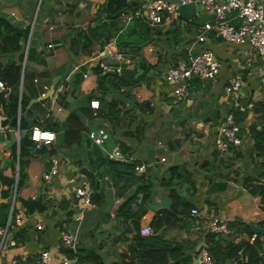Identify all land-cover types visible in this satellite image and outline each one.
<instances>
[{
  "label": "crops",
  "instance_id": "0c3cea01",
  "mask_svg": "<svg viewBox=\"0 0 264 264\" xmlns=\"http://www.w3.org/2000/svg\"><path fill=\"white\" fill-rule=\"evenodd\" d=\"M149 1L126 0L129 7L112 21L103 12L107 0H0V18L29 30L26 53L32 49L29 59H25L22 84L32 111L29 119L46 128L51 122L58 123L56 128L48 129L56 133L54 142L30 159L25 168L27 178L17 199V209L26 211L21 227L26 228L25 234L22 232L16 246L7 244L1 249L0 264L15 260L17 264H39L43 251L51 256L47 264H64L63 256L72 264H140L137 252L142 240L146 244L159 241L155 243L159 247L178 243L183 246L178 261L190 257L184 264H200L201 252L210 251L213 245L207 234L223 235L206 228L211 217L227 224L236 220L254 224L261 232H253L262 234L264 240V230L257 225L264 222V204L260 196L246 188L248 180L256 182L261 171L262 158L257 156L250 131L252 125L258 130L264 128V121L255 111L259 102L264 103V56L249 42L229 43L211 32L205 42L199 43L198 32L213 17L200 25L198 15L184 21L180 14H166L164 24L151 25L145 14ZM260 2L264 9V0ZM231 18L234 24L239 23L235 14ZM106 24L113 27L110 41H105L102 33L91 36V29L101 31ZM176 25L182 26V39L175 45L169 32ZM149 27L151 35L144 36ZM119 44H128V51H134L136 54H130L137 58L126 59L124 54L117 58ZM205 50H212L220 62L219 74L214 79L192 78L187 83L188 97L177 100L172 95L175 85L166 78L168 69L189 62ZM10 59L2 56L0 60L7 64ZM101 71H116L128 81L121 90L108 94V102L104 99L101 103L105 107L117 101L132 113L121 114L118 123L87 115ZM141 75V82L128 86ZM233 77L241 81V87L229 93L226 86ZM44 91L46 96H42ZM60 93L66 95L65 106L58 101ZM230 114L241 126L242 142L223 154L216 141L221 123ZM237 114H245V119L237 122ZM73 115L81 125L69 132ZM5 119L0 109V173L11 177L13 161L20 175L21 131L4 125ZM101 128L106 130L102 146L89 137L91 130ZM109 152L120 155L113 159L107 155ZM54 162L59 172L46 181L43 174ZM140 164L146 168L138 173L135 166ZM168 179L171 184L167 186ZM78 187L92 193L90 206L76 196ZM173 189L199 214L189 213V228L182 219L172 227L162 226L158 232L161 236L153 239L155 219L171 208ZM27 199L42 201L45 212L28 214L22 204ZM144 226H151L153 234L141 235ZM228 228L230 234L223 235L225 239L256 240H251L254 233L249 236ZM64 231L72 234V244L63 239ZM259 252L260 264H264V245ZM87 255H94L93 260L82 257ZM231 261L227 259L225 264Z\"/></svg>",
  "mask_w": 264,
  "mask_h": 264
},
{
  "label": "trees",
  "instance_id": "16d2710c",
  "mask_svg": "<svg viewBox=\"0 0 264 264\" xmlns=\"http://www.w3.org/2000/svg\"><path fill=\"white\" fill-rule=\"evenodd\" d=\"M128 7L129 5L127 4L126 0H107L103 8V12L105 13L106 18L115 21L124 14ZM106 26L107 27H103L101 31H99L98 28L91 29V36H101L102 33V38H104L105 41H110L111 37L113 36V27H111V29L108 27V24H106ZM147 29L148 30L144 33V36H147L148 34L151 35V27ZM181 29V25H176L174 31L169 32V35H171V40L173 43H175V45L178 44L182 39L180 33ZM28 37V29L23 30L19 27H16L7 18H0V59L2 56L12 57V59H10L7 64H3L0 60V81H3L6 88L9 90V92L0 91V109L3 111V114L6 117L4 125L17 128L19 129V131H21V139L18 146V156L20 163L18 190H20V188L25 184L27 178L25 168L27 167L30 159L48 150L47 144L38 146L36 142L31 138L33 127L29 125L28 119L32 111L31 107H29V99L26 98V96L22 92L23 78L25 74V62L29 59L32 49L29 48L28 54L26 53ZM119 46L121 47L119 50L121 54L135 53L134 51H128V44H119ZM125 48L126 50H124ZM138 52H140V50ZM102 72L103 71H101L99 75L98 88L90 98V102L93 99L99 100V109H94L90 105V113L88 112L89 108H86L87 115L89 116V118L100 116L104 119H107L110 123H118L121 120V114L126 116L132 113L127 110L124 104L122 107L119 106L117 101H112L105 107H101V103L103 105L102 101H104V99L108 102V94L112 90H121V87L124 84H127L128 81L124 76L119 75V73H117L116 71L104 72L103 74ZM142 78H144V75L136 77L134 81L128 84V86L141 82ZM58 101L61 106H65L66 95H62V93H60ZM111 108H113L112 111H110ZM25 111H27L26 117L23 116ZM255 111L259 113V118L264 121L263 102H259V104L255 108ZM19 114H21L20 123H18ZM244 119L245 114L236 115L237 122H241V120L243 121ZM33 123V126H39L43 129H54L58 126L57 122H51L48 126L49 128L41 126V124L39 122H36V120H33ZM79 125H81L79 119L75 115L71 116L69 123V132H72L74 127ZM81 131L79 133H81ZM114 131H116V126L113 128V132ZM250 132L252 138L254 139V148L256 150L257 156L262 158V163L260 164L261 171L259 173L258 180L256 182H254V180H248V182L246 183V188L252 195L260 196L262 203L264 204V128L258 130L256 125H252ZM67 143H69L68 139ZM49 152H54V150H50ZM16 157L17 146L12 154V158L14 160L16 159ZM13 162V170H15L16 162ZM122 164L126 166L125 162H122ZM165 182L168 186L171 184V179H168ZM14 184V175L8 177L5 176L2 172L0 173V185L8 187V189L4 188L1 191L0 195V226H4L8 220L11 211L9 198L11 196V189ZM170 196L172 197L173 204L169 210H166L162 214L157 215V218L155 219L156 225L155 227L153 226L154 234L151 236V238L153 239H157V237L159 238V236H161V234H158V232L164 225L172 227L176 221H180L183 219V221H185L186 228H189L191 226V222L189 221V213H192V210L194 209H192L191 203L186 200L177 189H173L170 193ZM22 204L26 208L28 214L42 213L46 210V205L38 199H27L22 201ZM257 225H259L260 228L264 230V222H260ZM228 226L237 233H247L249 236L254 233V230L247 222L236 220L228 223ZM24 229L26 228H20L16 233H14V237L17 243L20 241V236L23 233L25 234ZM209 236L212 239H209V242L210 244L211 242L213 244L212 248L209 249V252L213 256L215 264H225V261L227 259L235 260L236 258H240L243 256L249 259V264H260V260L262 259V257L260 256L259 251L262 250V247L264 245V240L261 238L262 234L258 233V238H256L253 243H250L249 241L235 242L234 238L231 239L228 237L229 239H231L228 240L225 239L223 235L212 233L207 234V237ZM142 241L143 243L139 251L137 252V258L140 264H184L185 262L188 263L189 259H191L190 257H186L187 259L185 258L181 261H178V259L183 256V246L179 245L178 243L176 245H168L167 243H164V245L159 247V245L155 246V243L159 241L151 240L147 244L145 243V240ZM223 243H225L226 245L224 246ZM82 257H88L93 260L94 255H87ZM82 257L81 259L83 260Z\"/></svg>",
  "mask_w": 264,
  "mask_h": 264
},
{
  "label": "built area",
  "instance_id": "2783aa9c",
  "mask_svg": "<svg viewBox=\"0 0 264 264\" xmlns=\"http://www.w3.org/2000/svg\"><path fill=\"white\" fill-rule=\"evenodd\" d=\"M200 3L203 10L213 16V20L207 21L202 25L198 32V42L202 43L208 39V33H213L214 37L229 43L240 44L249 42L261 55L264 56V9L260 0H151L145 4L146 19L151 25L164 24L165 15L169 14L172 17L179 15V10L182 5L188 3ZM235 14L239 20L238 24L232 22L231 15ZM117 58H122V55L116 52ZM221 64L216 59L212 50H205L199 55L193 57L189 62H180L168 69L166 73L167 81L170 85H175L173 95L177 100L183 101L188 95L189 91L187 83L192 78L197 77L201 79H214L220 72ZM78 69V67H76ZM121 68L117 71L120 72ZM187 81L185 84H183ZM241 87V81L238 78H231L226 86V91L229 93L237 92ZM6 86L3 81H0V90H5ZM47 89V88H46ZM46 91L42 96H46ZM90 105L94 109H99L100 102L98 99H93ZM242 110L244 108H241ZM234 114H230L228 118L221 123L219 127L220 139L218 146L221 149L240 145L242 139L240 137L241 126L234 121ZM21 114L18 116V123H20ZM34 136L38 137L34 139ZM89 137L96 143H101L105 140L106 130L101 128L99 131L89 132ZM31 138L38 146L43 144H51L56 139V133L52 130L43 129L39 126H33ZM219 148V149H220ZM227 150V151H228ZM221 151V150H220ZM224 151H221L223 153ZM119 153L110 154L111 158H118ZM146 165H136L135 169L138 173L145 170ZM57 162H54L50 171L43 174L46 181L50 180L54 174L59 172ZM15 184L11 189L10 200V214L4 226H0V251L2 248L8 246H16L17 241L14 237L16 233L25 223V210H17L18 199V180H19V166L14 170ZM8 189L6 186L0 185V192L3 189ZM76 196L84 200L88 207L92 204V193L82 187L76 189ZM1 202V197H0ZM193 215H198V209L192 210ZM38 226V225H37ZM38 228H42L40 225ZM206 228L212 232L223 235L230 234L227 222L224 220L211 217L206 223ZM140 234L144 236L152 235L153 228L151 226H144L140 230ZM258 237L257 233L251 236V240ZM63 239L67 244L73 243V236L69 231L63 232ZM1 253V252H0ZM51 260L48 251H43L41 254V261L39 264H47ZM64 264H72L68 257L63 256ZM200 264H214V258L208 250H203L200 254ZM11 264H17V261H12ZM78 264V263H73ZM229 264H249V259L246 257L236 258Z\"/></svg>",
  "mask_w": 264,
  "mask_h": 264
},
{
  "label": "water",
  "instance_id": "95a60500",
  "mask_svg": "<svg viewBox=\"0 0 264 264\" xmlns=\"http://www.w3.org/2000/svg\"><path fill=\"white\" fill-rule=\"evenodd\" d=\"M179 14L184 21H189L198 15L200 18V21L197 24H200V25L202 24V22H204L208 18L213 17V16H208L206 13L203 12V8H202V5L200 3H194V2L188 3L186 5H182L180 7ZM124 57L126 59H130V60H135L137 58L136 55H133L130 53L124 54ZM2 91L8 92L9 90L6 88L5 90H2ZM53 91H54V87L52 88L50 95H52ZM34 101H37V100H34ZM23 116L24 117L27 116V111L24 112ZM28 123L31 127H33L34 123L32 120L29 119ZM250 226L254 231L261 232V230L257 226H255L254 224H250ZM187 253H189V252L185 251V254H187ZM179 259H181V258H179Z\"/></svg>",
  "mask_w": 264,
  "mask_h": 264
},
{
  "label": "rangeland",
  "instance_id": "374dc122",
  "mask_svg": "<svg viewBox=\"0 0 264 264\" xmlns=\"http://www.w3.org/2000/svg\"><path fill=\"white\" fill-rule=\"evenodd\" d=\"M118 53H120V52H118ZM121 54V53H120ZM122 56H123V54H121ZM172 95H173V93H172ZM100 130V129H99ZM99 130H91L90 132H92V131H99ZM92 138V137H91ZM93 139V138H92ZM219 139H220V133H219V136H218V138H217V147L218 148H220L219 146H218V141H219ZM95 142V141H94ZM96 143V142H95ZM103 143H104V141L103 142H101V143H96V144H98V145H103ZM231 149V148H230ZM219 150H221V151H224L223 152V154H226V153H228L230 150H228V148H224V149H219ZM228 150V151H227ZM111 152H109L107 155H109ZM19 161V160H18ZM59 170V169H58ZM55 175V174H54ZM43 178H44V176H43ZM45 179V178H44ZM220 234V233H219Z\"/></svg>",
  "mask_w": 264,
  "mask_h": 264
},
{
  "label": "clouds",
  "instance_id": "9594fccd",
  "mask_svg": "<svg viewBox=\"0 0 264 264\" xmlns=\"http://www.w3.org/2000/svg\"><path fill=\"white\" fill-rule=\"evenodd\" d=\"M0 91H2V90H0ZM36 138H38V137L34 136V139H36Z\"/></svg>",
  "mask_w": 264,
  "mask_h": 264
}]
</instances>
